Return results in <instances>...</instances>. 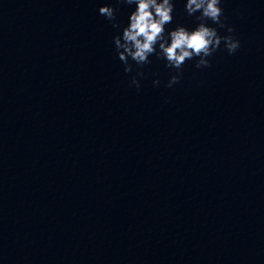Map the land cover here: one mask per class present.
Returning a JSON list of instances; mask_svg holds the SVG:
<instances>
[{
	"label": "clouds",
	"instance_id": "clouds-1",
	"mask_svg": "<svg viewBox=\"0 0 264 264\" xmlns=\"http://www.w3.org/2000/svg\"><path fill=\"white\" fill-rule=\"evenodd\" d=\"M115 3L135 5L123 27L117 21V7L106 3L98 12L117 30L112 40L124 72L131 73L133 63L136 65L131 85L137 90L140 88L138 77H143L142 69L152 63V56L164 60L165 67L175 71L166 85L172 87L180 82L183 66L188 61L195 60L196 68L210 67L209 58L220 50L222 44L229 55L240 47L239 40L231 35L234 29L226 23L228 17L221 7L222 0H186L185 11L189 16H195L196 26L188 28L177 24L170 30L167 25L174 20L173 0H115ZM219 29H226L229 34L221 35ZM153 83L158 86L160 81Z\"/></svg>",
	"mask_w": 264,
	"mask_h": 264
}]
</instances>
